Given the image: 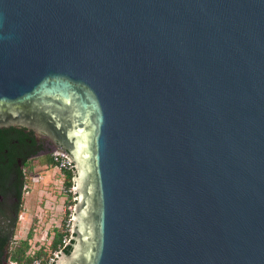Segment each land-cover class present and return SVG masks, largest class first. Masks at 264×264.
Returning <instances> with one entry per match:
<instances>
[{
  "label": "water",
  "instance_id": "water-1",
  "mask_svg": "<svg viewBox=\"0 0 264 264\" xmlns=\"http://www.w3.org/2000/svg\"><path fill=\"white\" fill-rule=\"evenodd\" d=\"M48 153L53 264H264V0H0V264Z\"/></svg>",
  "mask_w": 264,
  "mask_h": 264
},
{
  "label": "rangeland",
  "instance_id": "rangeland-1",
  "mask_svg": "<svg viewBox=\"0 0 264 264\" xmlns=\"http://www.w3.org/2000/svg\"><path fill=\"white\" fill-rule=\"evenodd\" d=\"M74 168L72 169V175ZM24 194L22 219L18 221L16 235L27 242L28 248L24 256L30 259L41 254V259L58 258L60 250H51L57 234L63 232L65 243L71 238L74 194L71 187L65 186V177L53 167H46L35 161L29 175ZM36 180V181H34ZM70 208V210L68 209ZM70 227L66 228L69 221ZM62 238V240L64 239Z\"/></svg>",
  "mask_w": 264,
  "mask_h": 264
},
{
  "label": "flooded vegetation",
  "instance_id": "flooded-vegetation-1",
  "mask_svg": "<svg viewBox=\"0 0 264 264\" xmlns=\"http://www.w3.org/2000/svg\"><path fill=\"white\" fill-rule=\"evenodd\" d=\"M51 154L52 153H48L42 156L28 158L20 166L19 190H18L15 222L10 239L6 247V264H24V261L26 259H29L28 256L25 257L24 256L25 253H23L24 240L19 239L16 235L18 221L22 219L21 218L22 216L20 214L23 208V194L26 190V183L28 180L27 176L29 175V172L31 171L32 167H34L35 161H39L42 164H44L46 167H50ZM60 174L64 176L63 172H60Z\"/></svg>",
  "mask_w": 264,
  "mask_h": 264
},
{
  "label": "built area",
  "instance_id": "built-area-1",
  "mask_svg": "<svg viewBox=\"0 0 264 264\" xmlns=\"http://www.w3.org/2000/svg\"><path fill=\"white\" fill-rule=\"evenodd\" d=\"M51 162L54 165L53 168L56 169L59 172H63L64 173L66 171H72V169H73L72 163L69 164V161H67L65 156L57 154V153H52L51 154ZM34 181H36V180H34ZM26 188H28L27 185H26ZM68 209L70 210V208H68ZM70 215H72L71 212H70ZM70 222H71V220L69 219V221H68V223L66 225V228L70 227ZM63 238H64V236H63ZM65 240H66L65 238L62 240V243H61L62 246H64V245L66 246L67 245V243H65ZM58 250L61 251V249H58ZM53 261H54V259L51 258V257H49L48 259L46 258L45 260H43L41 258H37V259H34L31 264H53Z\"/></svg>",
  "mask_w": 264,
  "mask_h": 264
},
{
  "label": "trees",
  "instance_id": "trees-1",
  "mask_svg": "<svg viewBox=\"0 0 264 264\" xmlns=\"http://www.w3.org/2000/svg\"><path fill=\"white\" fill-rule=\"evenodd\" d=\"M53 166H54L53 163L50 162V167H53ZM63 174L65 177V186L68 189L69 187H71L72 171H66ZM63 236H64L63 232L57 234L56 240L53 241V243L51 245V250L57 251L58 249H61V251H62L65 248V245L64 246L61 245ZM27 248H28V244H27V242H24L23 253H25ZM37 258H41L40 253L32 256L30 259H26L25 261L24 260L23 261H24V264H31L32 261L34 259H37Z\"/></svg>",
  "mask_w": 264,
  "mask_h": 264
}]
</instances>
